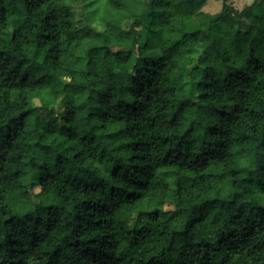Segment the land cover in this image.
<instances>
[{
  "label": "trees",
  "instance_id": "16d2710c",
  "mask_svg": "<svg viewBox=\"0 0 264 264\" xmlns=\"http://www.w3.org/2000/svg\"><path fill=\"white\" fill-rule=\"evenodd\" d=\"M69 2L0 0V192L25 190L16 214L0 206V264H24L16 257L27 260L54 231L72 239L52 256L71 264H264V0L203 11L217 47L193 85V135L178 138L150 134L156 118L147 113L166 83L154 53L119 38L89 52L104 41L70 17L90 5ZM168 2L151 0L145 35L185 23L156 10ZM111 3L119 24L131 5ZM187 26L205 31L199 21ZM135 56V75L109 67ZM36 186L45 197L33 205ZM227 187L240 191L227 200Z\"/></svg>",
  "mask_w": 264,
  "mask_h": 264
},
{
  "label": "clouds",
  "instance_id": "9594fccd",
  "mask_svg": "<svg viewBox=\"0 0 264 264\" xmlns=\"http://www.w3.org/2000/svg\"><path fill=\"white\" fill-rule=\"evenodd\" d=\"M59 2L65 6H70L69 0H59ZM84 2L89 4L90 7L85 9L83 15H75L70 19L75 28H83L86 31L91 30L90 36L93 39L104 41L94 45L89 49V52L99 54L119 38L126 41L130 47L143 44L146 51L154 53L150 59L155 62V69L158 70L166 83L157 106L147 113L149 117L156 118V124L151 128L150 134L176 136L178 138L187 133L188 137H191L193 132L189 129L195 130L193 122L198 120L199 112L197 109L200 104L199 101L195 100L199 92L193 88V85L199 81V75L197 74L200 73L202 66L211 60L214 49L217 47L216 37L211 34L208 20L202 19L204 16L203 6L185 9L183 7L184 0H169L166 8L156 10L171 14L173 19L179 18L185 23L179 28L168 25L162 33H147L145 35L147 27L145 17L152 10L149 8L151 0H144L142 4L136 3V0H120L121 3L130 4L131 6L124 12V18L119 24H116L112 13L108 11L112 7L111 0H84ZM230 2L233 7L242 11V6L237 0H230ZM223 3L224 0H217V7L219 8ZM243 3L249 4L251 0H243ZM134 21H140V23L135 29H132L129 26ZM188 21H199L205 31L201 33L188 27ZM101 22L103 26L97 28V24ZM136 33H140V35L137 36ZM138 59L139 56H135L128 57L123 61H110L109 67L116 72L123 73L125 66H127L129 74L135 75L131 69ZM57 73L64 83L73 82L70 68L65 70L64 67H61L57 69ZM169 85H175V88L169 87ZM177 92L182 94L179 101L177 100ZM164 154V151L161 150L158 159L162 158ZM153 155H156V153H153ZM91 166L93 168L101 167L94 162ZM244 166L254 167L250 162ZM24 183H29L28 177H25ZM24 191V189H8L5 192H0V197H4L3 200H0V206L6 204L7 208L12 210L10 214H16L17 211H20L16 207L17 201L22 198L21 193ZM233 191H240V189L225 188V199L231 200V192ZM257 195L264 199V191L259 192ZM44 197L45 192L42 190V186H36L29 203L34 205L36 201ZM217 211L221 210L213 209L214 214ZM53 236L55 239L49 242V239ZM65 237H68L69 240L72 239L66 231L59 233L54 231L49 238L37 240L36 246L32 249L33 254L29 255L27 260H24L23 256H17L16 259L24 261V264H60L61 260L67 261V257L62 254H58L57 257L52 256L56 247L61 245ZM3 242V236L0 235V244ZM64 251L69 250L62 249V252ZM67 264H71V261H67Z\"/></svg>",
  "mask_w": 264,
  "mask_h": 264
},
{
  "label": "rangeland",
  "instance_id": "374dc122",
  "mask_svg": "<svg viewBox=\"0 0 264 264\" xmlns=\"http://www.w3.org/2000/svg\"><path fill=\"white\" fill-rule=\"evenodd\" d=\"M237 2L241 4L242 8L247 5V4L243 3V0H237ZM251 2H252V0H251ZM221 6L219 8L217 7V0H207L205 5L203 6V11L208 12V13H212V14L217 13L221 10ZM234 8H236V7H234ZM76 11H79V9H76Z\"/></svg>",
  "mask_w": 264,
  "mask_h": 264
}]
</instances>
